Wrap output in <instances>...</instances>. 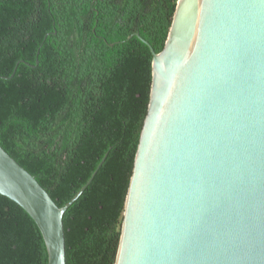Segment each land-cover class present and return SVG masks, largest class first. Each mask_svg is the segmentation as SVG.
I'll return each mask as SVG.
<instances>
[{"label": "water", "instance_id": "obj_1", "mask_svg": "<svg viewBox=\"0 0 264 264\" xmlns=\"http://www.w3.org/2000/svg\"><path fill=\"white\" fill-rule=\"evenodd\" d=\"M133 36L152 83L115 264H264V0H178L158 53ZM105 158L59 206L0 145V193L36 222L48 264H66L63 215Z\"/></svg>", "mask_w": 264, "mask_h": 264}, {"label": "trees", "instance_id": "obj_2", "mask_svg": "<svg viewBox=\"0 0 264 264\" xmlns=\"http://www.w3.org/2000/svg\"><path fill=\"white\" fill-rule=\"evenodd\" d=\"M177 1L0 0V145L59 206L106 155L63 215L66 264H115L152 83L150 46L128 36L160 52ZM0 264H48L38 225L1 193Z\"/></svg>", "mask_w": 264, "mask_h": 264}]
</instances>
